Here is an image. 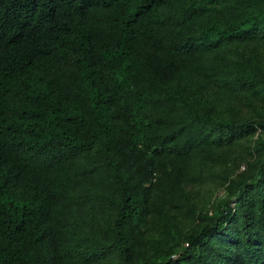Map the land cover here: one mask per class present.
Listing matches in <instances>:
<instances>
[{
  "label": "trees",
  "instance_id": "trees-1",
  "mask_svg": "<svg viewBox=\"0 0 264 264\" xmlns=\"http://www.w3.org/2000/svg\"><path fill=\"white\" fill-rule=\"evenodd\" d=\"M234 87L264 90V0H0V264H264V136L234 207L140 252L151 194L188 204L190 168L264 131Z\"/></svg>",
  "mask_w": 264,
  "mask_h": 264
},
{
  "label": "rangeland",
  "instance_id": "rangeland-1",
  "mask_svg": "<svg viewBox=\"0 0 264 264\" xmlns=\"http://www.w3.org/2000/svg\"><path fill=\"white\" fill-rule=\"evenodd\" d=\"M238 89L234 87L232 94H228L231 90L223 92L222 110L233 117L264 119V90L253 97L239 93ZM260 136H264V131L258 127L249 141L235 142L224 147L216 161L206 163L202 169L190 168L185 174L186 190L189 192L188 204L178 200L170 204L159 191L151 194L150 213L145 225L150 237L140 252L162 255L168 253L172 246L179 250L182 235L198 223L197 212L211 213L212 206L220 198L230 195V205L234 207L235 191L238 190L245 168H248L249 163L256 165L259 160L261 149H258L257 140ZM248 177L249 175L247 179Z\"/></svg>",
  "mask_w": 264,
  "mask_h": 264
}]
</instances>
